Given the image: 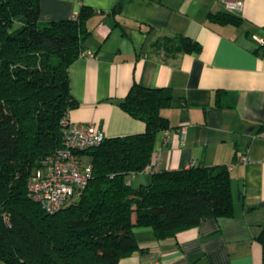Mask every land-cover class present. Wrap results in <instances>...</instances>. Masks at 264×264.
Instances as JSON below:
<instances>
[{
	"label": "trees",
	"instance_id": "obj_1",
	"mask_svg": "<svg viewBox=\"0 0 264 264\" xmlns=\"http://www.w3.org/2000/svg\"><path fill=\"white\" fill-rule=\"evenodd\" d=\"M120 0L114 11L121 6ZM94 10L82 6L69 20H40L39 0H0V261L4 264H118L146 253L135 238L152 229L158 240L176 237L209 219L233 214L227 166L153 170L158 132L172 129L162 110L173 105L168 87L134 83L118 105L145 122L139 134L105 137L79 152L92 174L60 209L33 199L29 181L43 161L65 147L62 121L79 102L69 68L84 51ZM231 13L211 20L235 21ZM156 50L199 53L185 36H163ZM264 125L258 128L261 132ZM264 262V228L259 235Z\"/></svg>",
	"mask_w": 264,
	"mask_h": 264
},
{
	"label": "crops",
	"instance_id": "obj_2",
	"mask_svg": "<svg viewBox=\"0 0 264 264\" xmlns=\"http://www.w3.org/2000/svg\"><path fill=\"white\" fill-rule=\"evenodd\" d=\"M39 0L40 20L73 19L82 6L95 14L84 51L69 68L71 93L79 107L69 120L92 123L105 137L139 134L145 122L118 102L130 87H168L173 105L162 110L172 129L155 137L160 169L227 166L233 214L209 219L174 238L158 240L139 228L135 238L146 253L118 264H264L259 235L264 228V0ZM238 19L219 23L211 16ZM197 40L199 53L174 56L156 50L163 36ZM186 124V134L178 128ZM244 156L245 161H240ZM0 264H4L0 261Z\"/></svg>",
	"mask_w": 264,
	"mask_h": 264
},
{
	"label": "built area",
	"instance_id": "obj_3",
	"mask_svg": "<svg viewBox=\"0 0 264 264\" xmlns=\"http://www.w3.org/2000/svg\"><path fill=\"white\" fill-rule=\"evenodd\" d=\"M233 10L239 9V3L222 0ZM93 57L91 51H83L79 57ZM65 129V147L43 161V167L33 174L29 181V192L33 199L43 207L54 212L64 206L80 189L88 183L92 174V165L83 161L79 152L100 144L104 134L92 123L71 122L69 117L62 121ZM170 134L165 131L166 137ZM182 137L186 134V124L178 128ZM240 161H245L242 156ZM160 153L153 155L151 166L153 170L160 168ZM195 166L191 162L188 168Z\"/></svg>",
	"mask_w": 264,
	"mask_h": 264
},
{
	"label": "rangeland",
	"instance_id": "obj_4",
	"mask_svg": "<svg viewBox=\"0 0 264 264\" xmlns=\"http://www.w3.org/2000/svg\"><path fill=\"white\" fill-rule=\"evenodd\" d=\"M83 158H84L86 161L89 160V158H88L87 156H83Z\"/></svg>",
	"mask_w": 264,
	"mask_h": 264
}]
</instances>
